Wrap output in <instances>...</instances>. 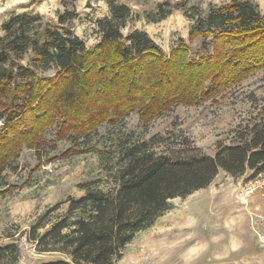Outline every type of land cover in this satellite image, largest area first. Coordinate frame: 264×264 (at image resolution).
<instances>
[{
    "label": "trees",
    "instance_id": "1",
    "mask_svg": "<svg viewBox=\"0 0 264 264\" xmlns=\"http://www.w3.org/2000/svg\"><path fill=\"white\" fill-rule=\"evenodd\" d=\"M178 8L187 13L181 1L158 2L152 20ZM108 10L95 21L99 39L89 46L66 24L77 16L74 6L59 14L57 23L44 21L40 13L20 12L1 24L0 173L23 146L42 145L52 124L58 125L60 139L73 140L82 133L89 136L102 123L115 125L132 112L147 124L171 98L192 101V94L184 90L187 85L198 91L210 78L223 83L241 80L264 65V55L250 59L228 49L229 38L264 31V14L250 1L212 4L205 16L196 18L188 35L191 41L200 39L198 65L188 54L190 47L178 46L164 54L144 30L123 35L121 29L131 18L125 3L110 0ZM32 22H38L34 32ZM26 52L33 64L54 66L56 73L41 75L23 64L20 59ZM203 62L210 64L208 70L200 68ZM196 65L199 71L193 72ZM152 147L148 141L118 143L112 167L105 168L109 184L84 181L79 184L83 194L69 198L62 213L51 218L45 211L39 216L29 238L39 252L62 256L36 264H114L138 232L170 209L171 199L205 188L219 169L232 176L247 169L252 176L264 171L263 123L253 124L237 143L218 145L213 156L172 157ZM94 151L102 160L110 158L106 150ZM6 258L5 264L19 259L15 242L0 245V261Z\"/></svg>",
    "mask_w": 264,
    "mask_h": 264
},
{
    "label": "rangeland",
    "instance_id": "2",
    "mask_svg": "<svg viewBox=\"0 0 264 264\" xmlns=\"http://www.w3.org/2000/svg\"><path fill=\"white\" fill-rule=\"evenodd\" d=\"M109 1L0 0V35L1 24L13 14L40 13L44 21L57 23L58 15L74 6L77 16L66 24L89 46L99 39L95 21L109 14ZM115 1L131 9V18L121 29L123 35L135 28L144 30L164 54H170L178 46L190 47L188 54L198 65L201 62L195 54L202 46L199 38L190 40V27L198 16L206 15L210 5L228 0H167L171 5L181 1L187 13L172 9L155 21L152 18L156 16V4L165 0ZM247 1L256 4L264 14V0ZM37 24L29 25L32 32ZM207 39L210 43L207 48L211 50L213 38ZM229 39L232 45L228 49L242 57L253 59L264 55V31L260 35ZM20 61L41 75L57 71L54 66L42 68L33 64L30 52L24 53ZM197 65L193 72L199 71ZM209 67L205 62L200 65L205 70ZM217 78L206 81L201 91H193V86L187 85L184 90L192 94V101L177 102L171 98L167 107L147 124L140 121L138 113L132 112L115 125L102 123L94 133L87 137L82 133L75 140L60 139L56 135L58 125L52 124L42 145L23 146L17 159L0 173V245L17 244L19 259L15 264H36L62 256L39 252L29 238L30 226L45 211H50L51 218L62 213L69 198L83 194L80 183L101 179L109 184L105 168L112 167L118 143L148 141L155 152L172 157L213 156L218 145L237 143L253 124H264V65L241 80L223 83ZM18 126L24 127L23 123ZM95 149L106 150L104 153L110 158L102 160ZM250 181L259 184L250 193L241 194ZM170 204V209L150 227L135 235L114 264H264V246L257 241L255 232V220L258 215L264 216V171L252 176L247 169L232 176L219 169L208 186L184 198L175 197ZM48 227L49 224L38 232ZM19 242L24 243L19 246Z\"/></svg>",
    "mask_w": 264,
    "mask_h": 264
},
{
    "label": "built area",
    "instance_id": "3",
    "mask_svg": "<svg viewBox=\"0 0 264 264\" xmlns=\"http://www.w3.org/2000/svg\"><path fill=\"white\" fill-rule=\"evenodd\" d=\"M259 184V181H250L247 184H245V186L243 187V190L240 191V193L242 194L243 192L245 194L250 193L251 191H253V189L256 187V185ZM255 224H256V236H257V241L264 246V216H260L258 215V219L257 221L255 220ZM22 243L24 242H19V246L22 245Z\"/></svg>",
    "mask_w": 264,
    "mask_h": 264
},
{
    "label": "water",
    "instance_id": "4",
    "mask_svg": "<svg viewBox=\"0 0 264 264\" xmlns=\"http://www.w3.org/2000/svg\"><path fill=\"white\" fill-rule=\"evenodd\" d=\"M228 1H230V2H236V1H238V0H228Z\"/></svg>",
    "mask_w": 264,
    "mask_h": 264
}]
</instances>
